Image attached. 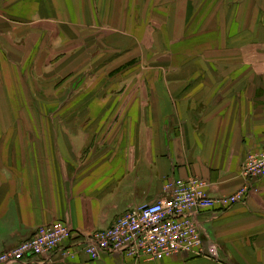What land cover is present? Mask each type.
<instances>
[{
  "label": "crops",
  "instance_id": "1",
  "mask_svg": "<svg viewBox=\"0 0 264 264\" xmlns=\"http://www.w3.org/2000/svg\"><path fill=\"white\" fill-rule=\"evenodd\" d=\"M46 79L65 104L123 98L132 113L18 117ZM263 149L264 0H0V253L56 221L78 237L107 229L168 197L169 177L234 193L247 154ZM254 185L246 201L197 215L218 259L12 264H264V177Z\"/></svg>",
  "mask_w": 264,
  "mask_h": 264
},
{
  "label": "built area",
  "instance_id": "2",
  "mask_svg": "<svg viewBox=\"0 0 264 264\" xmlns=\"http://www.w3.org/2000/svg\"><path fill=\"white\" fill-rule=\"evenodd\" d=\"M240 174L243 185L221 196L210 195V183L202 177H169L165 181L168 197L129 210L111 227L78 237L66 222L43 225L29 240L0 253V264L27 262L32 256L75 260L87 255L94 261L103 252L152 262L179 253L216 259L217 248L204 247L197 215L206 209L227 210L246 201L255 189L254 181L264 177V149L247 154Z\"/></svg>",
  "mask_w": 264,
  "mask_h": 264
},
{
  "label": "rangeland",
  "instance_id": "3",
  "mask_svg": "<svg viewBox=\"0 0 264 264\" xmlns=\"http://www.w3.org/2000/svg\"><path fill=\"white\" fill-rule=\"evenodd\" d=\"M151 41L152 39L148 42ZM154 59L155 57H150L148 64L150 65V62ZM47 81V83H44L41 80L39 82L36 80V95L32 101L30 100V102H33L32 105L18 106L19 113H17V109L14 107L15 114L18 117H41L40 119H42V117H77V115L80 117H116V115L117 117H124L125 114L132 113L130 112V108L128 109V107L124 105L125 100L123 98L109 100H103L100 98V100L96 99L97 106H78L76 101L71 98L74 96H69L68 102L65 104L67 92L61 90L58 83H55V81L53 83L49 80ZM40 84H46L47 87L43 88ZM122 92L124 93L123 90L120 91V93ZM130 92L133 93V91L130 90H126L125 93L130 94ZM86 93L87 92L85 91L84 94ZM123 93L119 95L122 97L124 95ZM147 93H150V90H147ZM72 95H75V92H73ZM148 108L152 109V105L148 106ZM36 124L39 125V128L41 125L43 126L42 122H36Z\"/></svg>",
  "mask_w": 264,
  "mask_h": 264
}]
</instances>
